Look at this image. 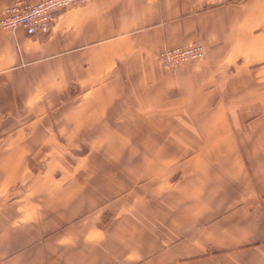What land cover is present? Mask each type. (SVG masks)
<instances>
[{
  "label": "crops",
  "instance_id": "1",
  "mask_svg": "<svg viewBox=\"0 0 264 264\" xmlns=\"http://www.w3.org/2000/svg\"><path fill=\"white\" fill-rule=\"evenodd\" d=\"M195 41L204 60L161 65ZM0 264H264V0L0 27Z\"/></svg>",
  "mask_w": 264,
  "mask_h": 264
},
{
  "label": "built area",
  "instance_id": "2",
  "mask_svg": "<svg viewBox=\"0 0 264 264\" xmlns=\"http://www.w3.org/2000/svg\"><path fill=\"white\" fill-rule=\"evenodd\" d=\"M91 0H38L30 3L15 0L0 14V27L15 31L22 29L28 36L49 34L55 15L65 9H73L88 4ZM204 48L198 43L173 48H165L159 56L161 65L174 69L188 62H197L205 57Z\"/></svg>",
  "mask_w": 264,
  "mask_h": 264
},
{
  "label": "rangeland",
  "instance_id": "3",
  "mask_svg": "<svg viewBox=\"0 0 264 264\" xmlns=\"http://www.w3.org/2000/svg\"><path fill=\"white\" fill-rule=\"evenodd\" d=\"M51 26H52V24H51ZM195 42H198L203 48H204V51H205V53H206V55H205V57L202 59V60H204L205 58H206V56H207V51H206V49H205V47H204V45H203V43L202 42H200V41H195ZM193 43V42H192ZM192 43H190V44H192ZM190 44H188V45H190ZM186 46V45H185ZM202 60H200V61H202ZM198 62V61H197ZM191 63H195V62H191ZM85 150H86V148L84 149V153H85ZM89 148L87 149V151L88 152H86V153H89ZM116 150L117 151H121L122 150V147H116ZM181 151V150H180ZM183 153H185V152H181L180 154H183ZM190 154V151H187L184 155H189ZM49 166H50V169L51 170H57V169H59L60 168V164H57V163H52V164H49Z\"/></svg>",
  "mask_w": 264,
  "mask_h": 264
},
{
  "label": "bare ground",
  "instance_id": "4",
  "mask_svg": "<svg viewBox=\"0 0 264 264\" xmlns=\"http://www.w3.org/2000/svg\"><path fill=\"white\" fill-rule=\"evenodd\" d=\"M189 63V62H188ZM191 63V62H190Z\"/></svg>",
  "mask_w": 264,
  "mask_h": 264
}]
</instances>
